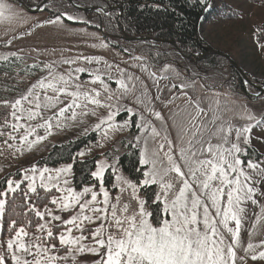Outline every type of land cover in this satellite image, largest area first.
<instances>
[{
    "label": "snow or ice",
    "instance_id": "obj_1",
    "mask_svg": "<svg viewBox=\"0 0 264 264\" xmlns=\"http://www.w3.org/2000/svg\"><path fill=\"white\" fill-rule=\"evenodd\" d=\"M199 3L205 8L211 6L207 0ZM5 10L6 5L0 4V15ZM80 62L102 63L97 57L78 56L62 61L69 66L66 72L57 71L53 64L43 65L41 71L46 75L17 98L0 101V107L7 110L0 115V137L5 138L6 145L18 138L20 145L31 150L51 134L53 119L59 127L60 118L75 121L78 116L95 115V108L109 110L95 125L96 130H104L105 136L108 130L128 126L136 115L120 103L132 90L128 83L125 79L115 81L122 90L116 95L107 82L113 79L112 65L104 69L72 67ZM119 73L128 81L132 79L123 69ZM85 74L90 80L81 79ZM184 87L180 85L182 91ZM102 95L104 101L115 103L103 102ZM141 95L146 96V92ZM136 99L140 101V97ZM189 103H194V112L186 113L178 144L165 136V143L150 151L145 139L138 180L124 176L116 163L110 164L107 159L94 162L90 185L74 184L72 163L56 169L32 166L24 170L20 180L8 179L6 188L0 190V231L9 197L21 191L25 182L28 211L22 214V221H9L10 237L6 245L0 244V264H68L69 260L76 264L77 257L84 254L96 257L92 264H236L244 205L257 203V185L264 184V157L254 160L255 154L249 152L252 130L262 121L248 115L247 120L255 124L235 126L216 110L209 115L199 102L189 98ZM88 105L95 108L89 112ZM52 109L57 111L46 117L44 113ZM121 110L129 114V120L113 123ZM149 111L157 120L163 119L159 112ZM140 120H144L143 115ZM136 127L147 130L144 124ZM37 129H43L46 135L39 136ZM151 135L156 138L160 133L152 127ZM16 150L22 152L23 148ZM77 155L83 157L85 153ZM109 170L115 195L105 184ZM153 186L150 200L141 195V189ZM65 213L67 218L62 215ZM261 248L264 241L249 242L245 256L264 261V250L257 251Z\"/></svg>",
    "mask_w": 264,
    "mask_h": 264
},
{
    "label": "rangeland",
    "instance_id": "obj_2",
    "mask_svg": "<svg viewBox=\"0 0 264 264\" xmlns=\"http://www.w3.org/2000/svg\"><path fill=\"white\" fill-rule=\"evenodd\" d=\"M52 1L49 0L48 5ZM211 2L212 6L226 3L240 11L241 18L236 21L217 18L203 22L199 30V37L211 49L226 55L232 66H236L241 73L248 75L253 80L264 81V44L256 42L253 38L255 27L264 24V6L252 4L246 0H211ZM0 4L6 5V10L3 15H0V61L6 60L3 59L4 57L27 56L42 61L43 65L53 64L59 72H66L69 66L62 63L65 59L78 56L97 57L102 62L99 65L80 62L72 67L104 69L107 65H112L110 75L113 79L107 81L109 88L113 93L119 95L122 90L119 89L115 81L125 79L132 90L120 100V103L132 108L136 113L123 130H108L107 136H105L104 130H96L95 125L107 115L109 110L88 105L89 112L95 108V115L78 116L75 121L60 118L59 127L55 126L57 121L53 119L54 127L51 134L41 142L34 144L31 150L27 145H20L18 138L9 140L6 145L5 138L0 137V188L2 190L6 188L8 179L20 180L24 170L30 169L32 166L50 169L65 166L66 164L42 167V164L37 165V163L46 158L54 146L75 142L90 135H94L96 142L99 143L96 150L100 157L98 161L107 159L110 164L115 162L116 168L122 173L116 158L122 153L126 144L132 143L140 149V152L145 147V139H147V147L150 151L157 148L159 144L165 143L163 139L165 136L174 144H178L179 127L184 122L186 113L194 112V103H189V98L193 102H199L209 115L212 110H216L223 120L230 121L235 126L255 124L256 121L247 120L248 115H253L256 120L262 121L252 130L249 152L255 154L252 157L254 160L264 157V101H256L260 96L255 90L244 86V90L241 91L236 85L237 81L232 80L234 78L227 80L223 76L204 80L192 76L178 55L177 65L155 68L136 48H126L130 50L129 55L110 47L105 41L107 36L102 29L103 13L101 11L69 10L65 4L64 10H57L63 12L61 16L68 20L65 22L59 17H52L44 12V9L40 12H27L12 0H0ZM69 16L74 19H68ZM89 26L101 28L103 35ZM112 41L121 46L125 45L121 39L110 38V42ZM102 45H107V47ZM197 56L198 59L202 55L198 54ZM137 57L140 59H136ZM189 62L190 60L188 65ZM28 65L33 66L32 63ZM43 65L38 72L33 74L29 85L19 90L11 100L17 98L20 93L25 92L39 78L46 75L45 71H41ZM119 69L125 70L126 76L130 75L132 79L128 81L126 77H122ZM231 75L227 72V76ZM81 79L88 81L90 77L85 74ZM245 84L247 86L246 81ZM180 85H185L183 91ZM87 86L93 87L90 84ZM95 87L99 88V85H95ZM142 92H146V96H142ZM137 97H140L142 102L138 101ZM101 100L108 102L104 101L103 95ZM108 103H115V101ZM114 110L115 108H113ZM149 110L159 112L163 119L157 120ZM56 111V109H52L45 112L44 115L51 117ZM76 111L79 113L80 110L76 109ZM141 115L144 116L143 121L140 120ZM125 120H129V114L121 110L113 123L123 124ZM138 123L144 124L147 130L137 128L136 124ZM152 127H155L160 133L159 137H152ZM37 133L41 137L46 135L43 129H37ZM137 137L140 138L139 143ZM29 139H34V137ZM18 148H23V151H17ZM92 155L94 154L89 156L92 157ZM79 158L85 159L84 156H79ZM113 182L106 184L105 181V184L115 195V190L111 187ZM261 192H264V184L257 185V195L254 197L257 203L252 204L249 201L244 205L245 213L240 230V244L236 248V264H264V261H252L250 257L245 256L244 251L249 242L259 244L264 241V195H261ZM144 193L145 191L142 196ZM57 195L59 194L57 193ZM62 215L67 218L68 214ZM90 227H95V225ZM260 250H264V248L257 249V251ZM63 254L61 252V255ZM240 257L245 259L241 260ZM95 259L96 257L92 255L84 254L77 257L76 264H92ZM68 264H72L71 260Z\"/></svg>",
    "mask_w": 264,
    "mask_h": 264
},
{
    "label": "trees",
    "instance_id": "obj_3",
    "mask_svg": "<svg viewBox=\"0 0 264 264\" xmlns=\"http://www.w3.org/2000/svg\"><path fill=\"white\" fill-rule=\"evenodd\" d=\"M15 1V0H12ZM28 6H39L43 0H22ZM78 7L86 9H94L95 11L108 12V15L102 16V29L107 36L105 40L107 44L119 50L120 52L130 53L129 49L136 48L140 54L155 68H162L168 65H177L176 50L182 53L191 54L199 53L201 58H193L190 65L196 70L210 71L212 69H229L232 78L238 83L242 89V82L248 80L254 84L264 86V81L253 80L248 75L243 74L240 70L232 66L226 55L211 49L200 37L199 30L203 22L213 19L222 18L227 21H236L241 18V13L237 9L230 7L226 3L220 6H212L211 0L207 3L211 6L205 8L199 3V0H71ZM252 4L264 6V0H246ZM67 4L69 10L75 9L67 3V0H53L52 3L45 7L52 17H59L68 22L62 15ZM118 9L119 12H116ZM56 11V12H55ZM119 13V15H118ZM94 17V16H93ZM91 29L99 28L89 26ZM124 37H148L152 40L150 43L128 42L121 39ZM110 38L121 39L124 46L116 44L115 41L110 42ZM253 38L256 42L264 44V24L256 26ZM207 49L211 51L208 52ZM130 55V54H129ZM26 63L27 65H23ZM32 63L33 66L28 64ZM43 65L42 61L27 56L9 57L4 61H0V101L11 100L17 92L29 85L34 73L39 71ZM22 68V69H20ZM245 76V77H244ZM249 88H253L249 85ZM264 101V96L256 100ZM6 109L0 107V115L6 113ZM98 144L94 135H90L75 142H70L61 146H54L48 156L40 161L37 165L56 167L61 164L72 163L74 184L77 186L90 185L93 180L90 172L95 168V161H98L99 154L96 152ZM86 152L85 159H80L77 153ZM89 156V157H88ZM75 157V159H73ZM88 157V158H87ZM140 149L128 143L123 148L116 161L119 170L133 180L141 178ZM106 184L114 181L111 170L105 174ZM21 191H17L14 196L8 199V206L3 220V230L0 231V244H4L9 239L10 233L8 223L11 219L18 222L24 219L23 213L28 209L25 206L24 191H26V183L21 185ZM0 190H2L0 188ZM155 186L152 188L141 189V195L145 191L144 196L150 200L153 195ZM41 195L44 193L41 191ZM57 195V193H56ZM35 198L33 197V200ZM52 205H50L51 207ZM154 207V206H153ZM31 215V214H29ZM35 229L32 228L31 231Z\"/></svg>",
    "mask_w": 264,
    "mask_h": 264
},
{
    "label": "water",
    "instance_id": "obj_4",
    "mask_svg": "<svg viewBox=\"0 0 264 264\" xmlns=\"http://www.w3.org/2000/svg\"><path fill=\"white\" fill-rule=\"evenodd\" d=\"M67 2L70 4V5H73L72 1L71 0H67ZM16 3L22 7L25 11L27 12H39L41 11V7L43 8L46 4H47V0H44L42 2V4L38 7H36L35 9H32L31 7L27 6L22 0H16ZM75 8L81 10V11H91L93 9H90V10H87V9H83V8H79L77 6L74 5ZM102 34V32H100ZM103 35V34H102ZM126 41H134V42H143V43H149L151 42L152 40L148 37H136V38H129V37H125L124 38ZM208 52H210L211 50L210 49H207ZM177 54H179L183 59L185 60H189L190 56H185L183 53L177 51ZM233 67L236 68V66L233 65ZM237 69V68H236ZM245 77V76H244ZM248 84H250V86H252L254 88V90H256L259 94V96H263L264 95V87L261 86V85H258V84H253L251 82H249L248 80H246Z\"/></svg>",
    "mask_w": 264,
    "mask_h": 264
},
{
    "label": "built area",
    "instance_id": "obj_5",
    "mask_svg": "<svg viewBox=\"0 0 264 264\" xmlns=\"http://www.w3.org/2000/svg\"><path fill=\"white\" fill-rule=\"evenodd\" d=\"M192 74L195 77H198V78H207L209 76H217V75L224 76V77L227 76V73L222 72L220 70H213L210 73H204V74H200V73H197V72H192Z\"/></svg>",
    "mask_w": 264,
    "mask_h": 264
}]
</instances>
